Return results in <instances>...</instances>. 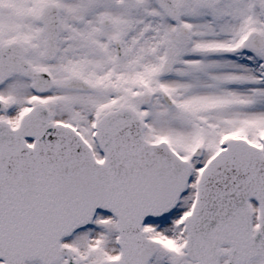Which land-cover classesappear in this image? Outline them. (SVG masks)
<instances>
[{"label":"snow or ice","instance_id":"snow-or-ice-1","mask_svg":"<svg viewBox=\"0 0 264 264\" xmlns=\"http://www.w3.org/2000/svg\"><path fill=\"white\" fill-rule=\"evenodd\" d=\"M0 264H264V0H0Z\"/></svg>","mask_w":264,"mask_h":264}]
</instances>
